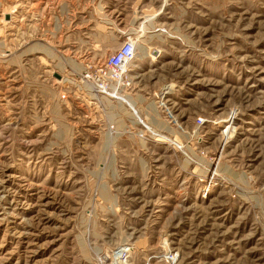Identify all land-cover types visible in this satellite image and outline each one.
I'll list each match as a JSON object with an SVG mask.
<instances>
[{
  "label": "rangeland",
  "instance_id": "rangeland-1",
  "mask_svg": "<svg viewBox=\"0 0 264 264\" xmlns=\"http://www.w3.org/2000/svg\"><path fill=\"white\" fill-rule=\"evenodd\" d=\"M169 251L264 264V0H0V264Z\"/></svg>",
  "mask_w": 264,
  "mask_h": 264
},
{
  "label": "built area",
  "instance_id": "built-area-1",
  "mask_svg": "<svg viewBox=\"0 0 264 264\" xmlns=\"http://www.w3.org/2000/svg\"><path fill=\"white\" fill-rule=\"evenodd\" d=\"M134 44L135 40L133 37H127L119 48L111 53L105 61L95 66L92 70L85 68L81 73V82L86 84L96 94L109 97H113L117 92L125 94L126 90L131 87L132 81L125 67L135 57L136 48ZM139 135L143 136L142 131ZM175 253V251H169L166 254L172 260V264L177 259ZM172 254L176 256V259H172ZM165 261L169 262L167 258Z\"/></svg>",
  "mask_w": 264,
  "mask_h": 264
},
{
  "label": "bare ground",
  "instance_id": "bare-ground-1",
  "mask_svg": "<svg viewBox=\"0 0 264 264\" xmlns=\"http://www.w3.org/2000/svg\"><path fill=\"white\" fill-rule=\"evenodd\" d=\"M134 46H135V44H134ZM136 48V47H135ZM136 53H137V49H136V51H135V55H136ZM127 68V65H126V67H125V69ZM116 95H117V93H115L114 95H113V97H116ZM124 94H120V96H123ZM106 96V95H105ZM118 98V97H117ZM114 255H116V257H113V261H112V264H124V262L127 260L126 259V256L128 255V254H126V253H123V254H121V255H118L117 254V252H115V254Z\"/></svg>",
  "mask_w": 264,
  "mask_h": 264
},
{
  "label": "water",
  "instance_id": "water-1",
  "mask_svg": "<svg viewBox=\"0 0 264 264\" xmlns=\"http://www.w3.org/2000/svg\"><path fill=\"white\" fill-rule=\"evenodd\" d=\"M55 76H56V77H59V75H58V74H55Z\"/></svg>",
  "mask_w": 264,
  "mask_h": 264
}]
</instances>
